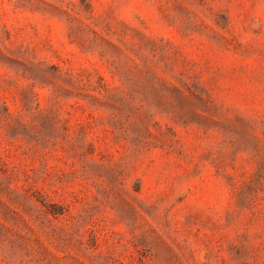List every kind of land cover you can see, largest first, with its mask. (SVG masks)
<instances>
[{
    "label": "rangeland",
    "instance_id": "1",
    "mask_svg": "<svg viewBox=\"0 0 264 264\" xmlns=\"http://www.w3.org/2000/svg\"><path fill=\"white\" fill-rule=\"evenodd\" d=\"M0 264H264V0H0Z\"/></svg>",
    "mask_w": 264,
    "mask_h": 264
}]
</instances>
